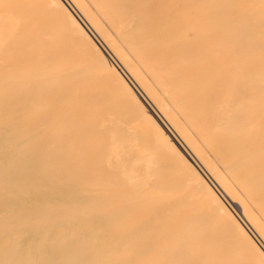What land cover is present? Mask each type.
Instances as JSON below:
<instances>
[{
    "label": "bare ground",
    "instance_id": "bare-ground-1",
    "mask_svg": "<svg viewBox=\"0 0 264 264\" xmlns=\"http://www.w3.org/2000/svg\"><path fill=\"white\" fill-rule=\"evenodd\" d=\"M28 1L0 0V264H264V0Z\"/></svg>",
    "mask_w": 264,
    "mask_h": 264
},
{
    "label": "rangeland",
    "instance_id": "rangeland-1",
    "mask_svg": "<svg viewBox=\"0 0 264 264\" xmlns=\"http://www.w3.org/2000/svg\"><path fill=\"white\" fill-rule=\"evenodd\" d=\"M28 2H30V1H28ZM30 3L32 5H36L35 4V0H32V2H30ZM33 10L35 11L34 8H33ZM113 117L115 118V114H113ZM108 127L112 128L111 125H108ZM139 127H141V126H139ZM111 133H112L111 130H104L103 135L107 137V136H111L110 135ZM138 133H139V138L136 135H135V138H134L131 134H128V136H126V134H122V133L119 134L118 131L115 130V135L123 137V139L121 140V141H123L122 143H124V145L128 144V146L130 148H142V147L147 146L148 140H147L146 133L143 132V131H138ZM116 184H117L116 188H115L116 190H118V191H120L122 193H125V194H130V193L133 194L132 192H134V189L130 188L129 186L127 187L125 184H122L121 181H116ZM240 197L244 201V204H243L244 207L247 209V211L250 213V215H252V217L255 219L254 222L257 223L259 226H261L264 229V219L262 218L263 215L259 211V208H255L253 206L254 202L250 203L249 200H251L252 198L250 196H247V195L244 197L241 194H240ZM232 239H235V238H232ZM243 255H247L248 257H250L247 252H243ZM244 263L250 264L251 263L250 258L247 259L245 262L240 263V264H244Z\"/></svg>",
    "mask_w": 264,
    "mask_h": 264
}]
</instances>
